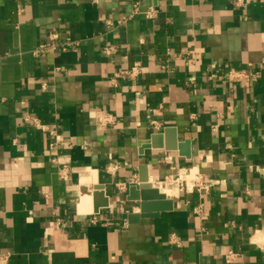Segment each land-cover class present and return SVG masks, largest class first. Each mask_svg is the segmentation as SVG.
<instances>
[{
  "label": "crops",
  "instance_id": "0c3cea01",
  "mask_svg": "<svg viewBox=\"0 0 264 264\" xmlns=\"http://www.w3.org/2000/svg\"><path fill=\"white\" fill-rule=\"evenodd\" d=\"M143 174L167 205L131 221ZM231 249L264 264V0H0V256L227 264Z\"/></svg>",
  "mask_w": 264,
  "mask_h": 264
},
{
  "label": "built area",
  "instance_id": "2783aa9c",
  "mask_svg": "<svg viewBox=\"0 0 264 264\" xmlns=\"http://www.w3.org/2000/svg\"><path fill=\"white\" fill-rule=\"evenodd\" d=\"M139 11V5L136 4L134 7V12H138ZM159 8L155 7V6H150L144 13L145 16L149 19H155L158 17L159 15ZM72 44V41L69 40L67 42V44L63 47L64 49L67 48V45ZM49 47H51V43H46V44H42L39 46L38 50L39 51H45L47 50ZM105 51L107 53H110L112 51V47L111 46H106ZM127 74H130L131 76H137L138 74L141 73V68L138 65H134L130 70L126 71ZM258 74V71H254L252 73L249 74H245L244 72H240V71H235L231 73V76L233 78H248L249 76H253L256 77V75ZM38 125V124H37ZM118 168V165H113V167L111 168V170L115 171ZM112 171V172H113ZM201 179L202 176L196 177L193 179H189L191 182L195 183L196 186H200V187H204V188H208L209 186L203 182ZM180 187H183L185 185L184 182H179ZM201 208H196V213H200ZM240 256V253L234 249L229 250L226 254H225V262L227 264H232L238 257ZM0 264H9V255L8 254H3L0 256Z\"/></svg>",
  "mask_w": 264,
  "mask_h": 264
},
{
  "label": "water",
  "instance_id": "95a60500",
  "mask_svg": "<svg viewBox=\"0 0 264 264\" xmlns=\"http://www.w3.org/2000/svg\"><path fill=\"white\" fill-rule=\"evenodd\" d=\"M150 146H156L154 144V140L152 144H149ZM148 145V146H149ZM139 184H138V189L140 190V200H141V211L140 213H132L129 218L131 221H137V219L141 217H146L149 215L150 212H147L152 203L150 202L153 199H157V203L163 204L161 201L166 198V195L159 190L158 187L154 186V184L148 179L146 174L142 175L139 179ZM136 187V186H135ZM163 205H167V203H164ZM169 208L165 209H170V202L168 203ZM166 207V206H164Z\"/></svg>",
  "mask_w": 264,
  "mask_h": 264
}]
</instances>
